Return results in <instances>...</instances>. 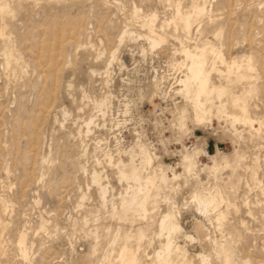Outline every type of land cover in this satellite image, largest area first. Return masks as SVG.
I'll list each match as a JSON object with an SVG mask.
<instances>
[{
  "label": "rangeland",
  "instance_id": "1",
  "mask_svg": "<svg viewBox=\"0 0 264 264\" xmlns=\"http://www.w3.org/2000/svg\"><path fill=\"white\" fill-rule=\"evenodd\" d=\"M196 1L206 2L208 12L187 33L175 9L191 12L193 0H0V264H98L107 254L104 264H119L115 258L125 234L132 235L127 243L135 248L133 235L144 226L155 242L151 248L139 243L136 260L158 264L153 254L165 235L157 236V221L173 205L183 226L173 239L188 256L206 253L223 264L219 255L229 251L236 264H264V0ZM154 12L153 26L166 39L150 48L144 23ZM205 40L226 61L245 63L222 73L221 59L207 53L212 85L246 104L260 127L215 116L212 123L192 121L193 108L178 93L174 76L182 74L174 62L182 60L179 41L193 47ZM212 101L219 104L216 94ZM193 147L200 149L198 168L210 162L201 155L204 149L209 155H241L237 166L222 170V193L232 202L222 230L213 214L207 220L188 199L193 187L213 184L204 171L175 181L177 189L155 177L149 217L129 225L140 214L139 200L130 207L120 200L138 185L119 172L133 162L141 174L155 175L159 166L141 162L148 153L167 175L172 168L180 173L182 155ZM105 191L107 201L101 197ZM109 214L117 219L109 221ZM195 219L207 228L208 251L199 244ZM106 228L113 234L119 229L110 248V241L96 244ZM22 235L26 258L18 247Z\"/></svg>",
  "mask_w": 264,
  "mask_h": 264
},
{
  "label": "bare ground",
  "instance_id": "2",
  "mask_svg": "<svg viewBox=\"0 0 264 264\" xmlns=\"http://www.w3.org/2000/svg\"><path fill=\"white\" fill-rule=\"evenodd\" d=\"M205 3L204 2L200 3L196 0H193V2L191 4V12L190 11L181 12L182 10L180 11L179 7H177V9H175L176 10L175 15H177V17L180 19V22H181V26H180L182 28L181 31L189 33L190 28L192 27V23H194L193 21L195 20V23H196L197 18L201 17V15H203L205 12H208V11H206ZM134 8H135V11H133V12H136V14H138V12H139L138 8L137 7H134ZM137 16H139V15H137ZM151 16H152V18L150 17L151 20L144 23V25H147V28H148L147 31L148 32L146 34H144L143 36L148 40L150 48H155L156 46H158L159 44H161L165 41L166 36H165V33H161L163 31L161 26H160V29L162 30L161 32H159V30H157L153 26L152 20H154V18L156 17V13L154 12V14H152ZM139 17L142 18L143 16L140 15ZM148 17L149 16H147L146 18H148ZM203 17H201V18L203 19ZM201 18L199 19L200 21L202 20ZM146 20H148V19H146ZM165 22H166V20H165ZM169 23H170V21H169ZM169 23H168V21L166 22V24H168V25H169ZM142 24H143V22H142ZM198 25H199V23H198ZM174 29L177 30V26H174ZM124 32H126V31H124ZM188 36H189V34H188ZM178 37H177V39H178ZM187 40L188 39H185V41H187ZM179 42L181 43V45H180L181 47L178 50L182 56V60L175 61L174 64L177 66L176 69H178L179 73H181L182 75H181V77L179 76V78L178 77L175 78V76H174V79H176V82H178L177 84H179V86H181V87H178V93H181L185 97V99L188 102H190V104L193 108L192 121L197 125H202L205 123H212V116H215L217 119L224 118V119L228 120L229 121L228 124H230V123L234 124V123L239 122L242 124H249V125L254 127V125L258 122V120H256V118H253L252 116L249 115L248 107L246 106V104L238 105L239 103H237L238 101L236 102L237 99L235 100V98H236L235 96H234L235 98L233 97V99H231V97H232L231 95H234V94H231L230 95L231 97H230L228 94L229 92H228L227 94L230 98H228L226 101H222L223 95H227V94L225 93V89L223 87H216L215 85H212V83H211L210 74H211V70H212L213 66L211 65V63H209L211 61L208 59L207 53L212 52L216 55L215 58L219 57L221 59V64H223L226 67L225 70H221L222 73L237 72L238 70H240L241 67H243V65L245 63L243 64V62H238L234 59H231L230 61H226L224 58H222L223 57L222 55H219V53L214 52V48H213L214 46L210 45L208 40H205L202 43L199 42L201 45L196 44L193 47H191L190 45H188L186 43H183L182 41H179ZM110 62H111V56H110ZM245 66L248 68V70L253 68L252 64H250L249 61ZM213 94H216V97H217V100L219 101V104L213 103V101H212V95ZM101 107H102V105H101ZM183 109H184V107H183ZM183 109L181 111L179 110L180 111L179 112V119L177 118L178 120H180L181 125H183V120L185 119ZM88 122H90V121H88ZM87 125H88V123H87ZM258 125L260 127L261 124H258ZM233 128H235V127H233ZM231 130H232V127H231ZM186 150H188V149L186 148ZM189 151H192V153H186L185 152L182 155L181 168L183 169V171L178 173L175 170H173V168L171 167L172 168V172H170L171 175H167L166 172L164 171L163 166H162L164 164H162V165L156 164L158 161L156 163H154L158 157H155L156 160L154 161V158L148 153L143 158V161H141V162L144 164L143 166L149 167V168H152V167L158 168V166H159V169H158L159 172L158 173L153 169V171L156 172L155 175L153 174L154 176L149 175V172L151 170L148 168L147 169L150 171H148L147 173H145L143 175V174H141L142 172L140 173V172H138V170L135 169L136 167H133V165H132L133 162L130 164H127V165L124 164L125 166L123 168V171L119 172L120 176L122 178L123 177L126 178L127 176L130 175L129 178H131L132 181L135 184H137L138 186L135 188V191L134 192L132 191L133 193L128 196V199L123 198L124 197V195H123L122 200H120L121 203L125 204V205L128 204L130 207L131 204L133 205V203L135 204V201L139 200V207L137 206L136 209L139 208V210L138 209L137 210L140 211V213L143 212L144 217L145 216L149 217V214H150L149 209H148L149 205L147 207L146 203H147V198L150 196V192H151L150 190H152V188L154 189L155 184H157L155 177H156V179L161 180L163 182V184L165 183L166 185H168V183L171 182V185L169 184L170 187L175 188L177 185L174 187V184H175L174 182L179 180L180 178H183V179L188 178V176H190V175L191 176L194 175L193 177L198 178L199 173H200V172L198 173V171H204L208 174V177L214 181L213 184L211 183L210 186H208L206 188H202V189L193 187L194 189H192L191 192L189 193L188 199L196 205L199 212L204 217H206L207 220H209L210 215L213 214L215 221L217 223L216 227L218 229H221L223 222L227 217L228 206H231L230 204L232 203L230 201V199L228 198V196L225 195V193L224 194L222 193L223 191H222L220 183H219V182H221L220 180L223 178L222 170H224V168L229 167V166H232V167L237 166L239 157H241V155H240V153H239L240 156L238 154H236V150H235V152L233 151V153L231 155L230 154L229 155L228 154L221 155L219 150L217 151V153L209 155V152H206L204 149L202 151L201 155H204L207 157L209 156L210 162H208V163H201L200 162L201 165H200V168H198L199 165H198L197 157L200 153V149L197 148L194 150V147H193ZM237 153H238V150H237ZM171 168H166V170L171 169ZM207 174H206V176H207ZM92 179L96 185L97 178L94 176ZM92 179H91V181H92ZM188 179H190V178H188ZM208 179H206V180H208ZM188 182H189V180H188ZM158 185H159V183H158ZM166 185H164V186H166ZM207 185H208V183H207ZM194 186H196V185H194ZM202 186L203 185L201 184L200 187H202ZM132 189H134V188H132ZM175 189H177V188H175ZM128 190L129 189L126 187L125 193H127ZM152 191H154V190H152ZM167 191H168V188H167ZM107 192H108V190H107ZM168 196L169 195L167 194V197ZM101 197L103 200H105L107 198L106 191L102 193ZM150 197L152 198V196H150ZM167 197L165 196L166 199H168ZM171 200H173V199H171ZM106 201H107V199H106ZM168 201H169V203H171L173 205L172 201H170L169 199H168ZM121 203H120V205H121ZM152 203H155V201H153ZM223 204L226 206L225 207L226 209H222ZM152 205H154V204H152ZM169 206H171V205H169ZM174 207H176V206L173 205V208L171 207V208L167 209V211L161 213V215L158 218L157 236L159 237L161 235H165V241H164V243L161 244L159 249H155L154 254H153V257H154L153 259L156 260L158 262V264H215L216 262L218 263V260H217L218 258L215 259L214 255H210V254H206V253L205 254L200 253V256L198 255L199 256L198 259L193 257V256H188L186 251L183 249L182 245H180L174 241L175 238L173 239V235L182 231V229H183V226L180 225V223L177 219V215H176L177 213H175ZM121 208H123V207H121ZM114 209H115V206H114ZM132 209H135V208L132 207ZM129 210H127V211H129ZM131 211H133V210H131ZM138 211H137V213H138ZM114 212H115V210H114ZM135 212H136V210H135ZM176 212H179V211L177 210ZM125 215H126V213H124V216ZM125 218H127V216ZM43 225L44 224H42V226ZM117 227H116V230H117ZM144 227H139L137 229V232L135 233V235H133V237H134L133 239L135 241L138 242L139 234L144 229ZM107 228H108V226H107ZM45 229H46V227H45ZM193 229L199 237L200 246L205 248L206 251H208L211 248V245L207 239V237H208L207 228L204 226V224L200 220L195 219ZM118 231H119V229H118ZM227 232H229V231H227ZM154 233H156V232H154ZM222 234L223 233H221V235ZM227 234L228 233H226V236H227ZM226 236H225V239H226ZM114 237H115V235H114ZM131 237H132V235L129 234V232H127L125 234V237H124L125 241L120 246V248L116 254L115 261L119 262V264H140L139 258H137L138 261L136 260V257L138 256V253H139L140 244L138 242V244L136 245L135 248L130 247V245H128L127 241ZM220 238H222V237H220ZM217 241H219V240H217ZM227 241L225 244L226 247H228L230 245V244L227 245ZM230 241H232V240H230ZM24 242H25V235H22L18 238V247H19L20 254L26 258L27 250L24 247ZM218 243L219 242H217V244ZM228 243H229V241H228ZM222 244H224V243H221V245ZM221 245H220V247H221ZM109 252H111V251H109ZM221 254H223V253H221ZM232 254L229 251H227L223 256L220 257V255H219V259L222 260L223 264H236L234 261H232V258H231ZM107 255L106 256L104 255L105 257L102 260L100 259L101 262L98 264H104L105 259H108ZM143 264H144V262H143ZM145 264H148V263H145ZM151 264H153V263H151Z\"/></svg>",
  "mask_w": 264,
  "mask_h": 264
},
{
  "label": "clouds",
  "instance_id": "3",
  "mask_svg": "<svg viewBox=\"0 0 264 264\" xmlns=\"http://www.w3.org/2000/svg\"><path fill=\"white\" fill-rule=\"evenodd\" d=\"M108 220L112 221V220H116L117 217L109 214L108 215ZM146 218L143 215V212H141L139 215H136L134 218H129V220L127 221V223L129 225H135L137 223V221H142L145 220ZM113 235H115V238H113ZM119 238V232H115V234H113L112 230L110 229H106L103 236H97L96 237V244L97 246H100L103 242H109L108 243V247L110 248L112 245H114L116 243V240ZM138 242L146 248H151L153 243L155 242L153 239V233L150 231V229L145 226V228L140 232L139 234V239ZM148 264H151L150 262V258H148Z\"/></svg>",
  "mask_w": 264,
  "mask_h": 264
}]
</instances>
